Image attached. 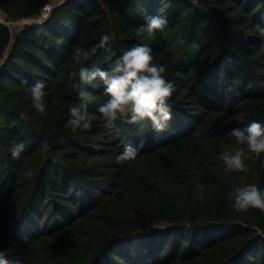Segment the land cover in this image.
Returning <instances> with one entry per match:
<instances>
[{
	"label": "trees",
	"instance_id": "trees-1",
	"mask_svg": "<svg viewBox=\"0 0 264 264\" xmlns=\"http://www.w3.org/2000/svg\"><path fill=\"white\" fill-rule=\"evenodd\" d=\"M52 1L0 0V12L35 20ZM52 9L18 32L0 23V250L22 264H264V214L236 212L229 199L247 184L264 189V154L246 153L244 172H226L220 159L225 146L244 147L226 135L232 128L264 124V0H67ZM157 15L169 20L165 33L138 36ZM105 34L110 51L74 61L76 47ZM136 44L152 48L175 85L168 128L117 121L109 134L97 111L108 97L86 85L92 127L73 132L69 109L80 100L68 73L107 69ZM38 80L43 117L22 84ZM128 144L136 158L118 163Z\"/></svg>",
	"mask_w": 264,
	"mask_h": 264
},
{
	"label": "clouds",
	"instance_id": "clouds-1",
	"mask_svg": "<svg viewBox=\"0 0 264 264\" xmlns=\"http://www.w3.org/2000/svg\"><path fill=\"white\" fill-rule=\"evenodd\" d=\"M169 20L165 16H154L146 19L141 25L137 35H145L147 39L156 38L157 33H165ZM261 37H264V27L256 25ZM110 35H102L99 41L90 48L76 47L72 53L77 64L88 61L96 56L100 50H111ZM179 43H183L177 37ZM152 48L147 44H136L122 49L121 54L107 69L80 67L78 72L68 73V78L73 81V87L78 89L80 103L74 104L69 109L70 118L68 126L73 132L76 130H91L92 124L89 119V104L93 102V96L85 86L103 87L104 94L108 99L100 104L97 111L102 117V127L110 134L116 128L117 121L125 124H136L141 121L150 122L152 129L163 132L169 126L172 119V104L170 100L175 91V85L165 76V66L154 63ZM78 80V82H77ZM96 82V83H94ZM24 91L30 96L32 106L40 114L45 116V87L44 81H36L27 86ZM28 98L27 96L25 97ZM21 120L28 119V111L25 109L19 114ZM235 143L243 145L234 152L225 146L220 159L223 161L226 172L246 171V153L259 159L264 154V124L252 121L244 127L232 128L227 134ZM49 145L42 144V150L47 152ZM26 151L24 142L14 143L11 147V157L19 159ZM137 149L130 144L125 145L124 151L116 156L118 163L134 160ZM53 158V163H55ZM264 163V161H262ZM25 178H30V170L24 172ZM229 199L233 201L232 208L239 213H247L249 209H258L264 214V189L256 184H247L236 188L229 193ZM0 264H22L18 258H8L4 250H0Z\"/></svg>",
	"mask_w": 264,
	"mask_h": 264
},
{
	"label": "rangeland",
	"instance_id": "rangeland-1",
	"mask_svg": "<svg viewBox=\"0 0 264 264\" xmlns=\"http://www.w3.org/2000/svg\"><path fill=\"white\" fill-rule=\"evenodd\" d=\"M67 0H53L50 4V10L49 12L45 13L44 16L37 18L35 20H23V21H10L8 18H6L1 12H0V23H6L9 27L12 28L13 31L18 32L20 29L27 25H42L44 24L51 16L52 14V7L54 6H61L63 5ZM3 24V25H6Z\"/></svg>",
	"mask_w": 264,
	"mask_h": 264
},
{
	"label": "built area",
	"instance_id": "built-area-1",
	"mask_svg": "<svg viewBox=\"0 0 264 264\" xmlns=\"http://www.w3.org/2000/svg\"><path fill=\"white\" fill-rule=\"evenodd\" d=\"M50 5H47L45 8H44V12H43V15L42 16H44V14L47 12H49V10H50ZM2 24H6V23H2ZM7 25V24H6ZM8 26V25H7Z\"/></svg>",
	"mask_w": 264,
	"mask_h": 264
}]
</instances>
